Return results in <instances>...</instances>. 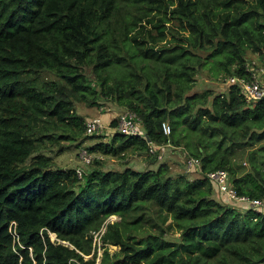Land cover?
Segmentation results:
<instances>
[{"label": "trees", "instance_id": "trees-1", "mask_svg": "<svg viewBox=\"0 0 264 264\" xmlns=\"http://www.w3.org/2000/svg\"><path fill=\"white\" fill-rule=\"evenodd\" d=\"M248 52L264 62V0H0V264H264V215L221 201L208 178L226 170L239 195L264 199V146L250 148L264 142V98L192 93L204 68L248 76ZM107 103L138 114L144 135L118 132L117 117L110 142L87 135L79 105ZM66 145L102 158L80 178L54 159ZM167 145L202 169L175 174ZM127 153L157 168L104 170ZM113 216L98 263L93 233Z\"/></svg>", "mask_w": 264, "mask_h": 264}, {"label": "built area", "instance_id": "built-area-1", "mask_svg": "<svg viewBox=\"0 0 264 264\" xmlns=\"http://www.w3.org/2000/svg\"><path fill=\"white\" fill-rule=\"evenodd\" d=\"M247 72H249L248 76L228 77L226 83L228 87L237 86L240 90V95L244 97L246 103L249 106H253L264 98V67H258L254 63L248 64ZM104 124L105 123L100 116L88 120L86 122L87 135L92 136L101 132L104 129ZM117 129L118 132L129 137L144 135L140 117L138 114L130 110H125L118 116ZM162 129L163 132L168 136L172 132L171 126L167 122L163 123ZM166 147L171 146L167 145L165 148ZM155 149L156 147L154 145L150 146L152 153L155 152ZM80 157L84 166L91 164L93 160L92 155L86 149L81 150ZM159 158L160 160L163 159V154ZM184 163L188 172H193L194 170L200 171L202 169L201 160L198 158L186 157ZM83 168L79 167L77 169V173L80 178H82L85 174ZM208 178L214 184H216L221 195L225 196L230 202L240 206L242 210L252 209L257 213L264 215V199H251L247 196L239 195L237 190L232 185L228 171L220 169L210 172L208 174ZM111 218L98 232L93 233V246L94 252H97L98 254V263L100 262L104 252V243L102 237L106 232L107 224L109 222H113ZM117 218L118 217L114 216V219ZM9 231L13 237L14 245L20 244V236L18 233L17 223L15 221L11 222ZM14 249L17 250L16 248Z\"/></svg>", "mask_w": 264, "mask_h": 264}, {"label": "rangeland", "instance_id": "rangeland-1", "mask_svg": "<svg viewBox=\"0 0 264 264\" xmlns=\"http://www.w3.org/2000/svg\"><path fill=\"white\" fill-rule=\"evenodd\" d=\"M174 26V23H170L168 24V26ZM149 29L151 28V26L148 27ZM146 37V35H141V37ZM178 38L181 37V35L177 36ZM172 40H174L173 35L169 32L168 36H167V41L160 43V45H163L165 43L168 44V46L173 45L174 43H169L172 42ZM202 56H205V53H202ZM222 59V57L217 60V58L214 57L212 62H209V64L207 65V67L209 69H214L216 67V64H219L218 61H220ZM248 60L251 63H254L255 65H257L258 67H264V62L262 61V59L256 55L253 54L251 52H248ZM87 74L90 77H93L92 73L90 70L87 71ZM43 78L45 79H50L51 76H49L48 74H43ZM227 80V79H226ZM226 80H221V78L218 77V79L214 78V75L212 73H210L208 71V69L204 68L202 69L198 75H197V83L196 86L194 88V90L192 91V93H204L206 91H214L215 94H219L220 92H225L227 91V83ZM112 105H115V107H117L118 105L114 104V103H107L105 104L103 107V111H101V108H97V107H90L87 105H79V112L80 114H82L84 117L86 118H94V117H98V115L100 113L106 112L107 114H111L112 113L114 115H116V117L118 118V116L121 114V111H119L118 108H114ZM119 107V106H118ZM118 111V112H117ZM125 111V110H123ZM122 111V112H123ZM101 118L104 120L105 118L103 116H101ZM105 123V122H104ZM106 125V126H105ZM189 122H187L186 126L188 127ZM109 122H106V124H104V129L97 133L99 137H95L101 140H104L105 143L110 142V136L111 135H107L110 134V132H112V130L109 129ZM188 130V129H187ZM115 131V130H114ZM113 131V132H114ZM191 134V133H190ZM98 139H93V140H88L86 143V146H89V144H96L97 142H99L100 140ZM262 146H264V142L261 144H256L253 147H250L252 149H257L259 150ZM84 148H76L75 145H73L72 147L69 145V147L66 145L65 149L63 152L58 153L57 155H54V159L56 160V162L58 163V165L62 168H66V169H76V168H83V161L80 157V153L81 150H83ZM57 153V150L54 152ZM131 153H127L124 157H119V156H107L104 157L103 160L105 162V166H104V170L108 171V170H113V171H121L124 170V166L122 164V159H131L132 158ZM264 156V155H263ZM99 158L102 156L100 154H92V158ZM176 159H166L167 161H169L170 165L172 166V170L175 174H189L187 172L185 163H184V157L182 156V152L180 151V155L177 154V156L175 157ZM242 158L244 159V161L246 162V167L251 168L253 165H255L257 163L256 159L250 155L249 152L243 153ZM93 161V160H92ZM147 161V160H146ZM88 169V167H87ZM189 177L191 179H196L198 178V176L196 174H190ZM83 183V181H82ZM117 217V216H116ZM111 220L116 221L119 220V218L114 219V216L111 218ZM53 239H55V236L53 235ZM169 239L173 240L172 237H170ZM119 251L118 247L115 246H111L110 247V252L115 253ZM99 261V260H98Z\"/></svg>", "mask_w": 264, "mask_h": 264}, {"label": "crops", "instance_id": "crops-1", "mask_svg": "<svg viewBox=\"0 0 264 264\" xmlns=\"http://www.w3.org/2000/svg\"><path fill=\"white\" fill-rule=\"evenodd\" d=\"M112 106L114 108H118L119 111H121V113L124 110V109H122V108H120L118 106L117 107H115V105H112ZM101 110L103 111V108H101ZM98 116H100V117L103 116L105 118L103 120L105 122V124H106V122H111V120L114 117H116V115H114L113 113H112V115L111 114L109 115L106 112L100 113ZM180 151H181V148L166 147V148L163 149V155L167 159H176L175 157L177 156V154L180 155ZM105 157H107V156H105ZM122 164H123L124 168L129 167V168H135V169H139V170H148V169L157 168V165H151V164L148 163V159L146 158V156L144 154H139V153L133 154L131 159H127V158L126 159H122ZM188 173H190V172H188ZM218 197H219V199L221 201L223 199L228 201V199L225 196L221 195V194Z\"/></svg>", "mask_w": 264, "mask_h": 264}]
</instances>
